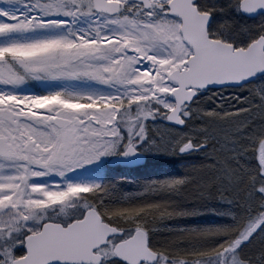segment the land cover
<instances>
[{"label":"snow or ice","instance_id":"snow-or-ice-1","mask_svg":"<svg viewBox=\"0 0 264 264\" xmlns=\"http://www.w3.org/2000/svg\"><path fill=\"white\" fill-rule=\"evenodd\" d=\"M0 264H264V0L0 2Z\"/></svg>","mask_w":264,"mask_h":264},{"label":"rangeland","instance_id":"rangeland-1","mask_svg":"<svg viewBox=\"0 0 264 264\" xmlns=\"http://www.w3.org/2000/svg\"><path fill=\"white\" fill-rule=\"evenodd\" d=\"M0 2H3V0H0ZM141 153L147 156L149 166H152L153 163L160 160H169V161H174L176 167H174V169H172L168 174L156 172L153 170L154 167L151 169V171L143 170L140 172H138L137 170H130L126 168H110L108 165V161L112 157L116 156V155H112V156L101 157L99 161L95 162V164L93 165V169L95 170V175H88L85 177V179H94V180L102 181L104 183L115 184L117 186V191L119 193H133L135 191H139L140 188L145 184V182L153 178L182 174L184 171L183 166L185 162L192 161L195 159L196 160L195 163L197 167H199L201 161L207 163V160H203V158L200 156H196V157L189 156V157L181 158L173 155L151 152V151H142ZM192 174L202 176L206 179L212 176V172L210 169L200 170L199 172H193ZM217 203L218 202L210 201L209 205L215 206ZM212 215L213 214L211 212H207L203 216H192L186 219H179V220H163V221H157V223L161 226V228H163L164 225H168V224L174 225V224L204 223L205 221H209ZM161 235H169V233H167L166 231H162Z\"/></svg>","mask_w":264,"mask_h":264},{"label":"water","instance_id":"water-1","mask_svg":"<svg viewBox=\"0 0 264 264\" xmlns=\"http://www.w3.org/2000/svg\"><path fill=\"white\" fill-rule=\"evenodd\" d=\"M251 18H255V16ZM146 161H147L146 155H144L143 153H139L137 155L128 156V157L115 156L109 161V164L111 166L119 164L121 166L135 167L145 164Z\"/></svg>","mask_w":264,"mask_h":264},{"label":"trees","instance_id":"trees-1","mask_svg":"<svg viewBox=\"0 0 264 264\" xmlns=\"http://www.w3.org/2000/svg\"><path fill=\"white\" fill-rule=\"evenodd\" d=\"M153 167H154L153 170L156 171V172H161L163 174H165V173L168 174L172 169H174V167H176V165H175L174 161L160 160V161H157V162L153 163L152 166H149L148 162H147L144 166L137 167V168L130 169V170H137L138 172L143 171V170L144 171H147V170L151 171V169Z\"/></svg>","mask_w":264,"mask_h":264}]
</instances>
